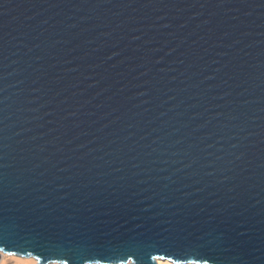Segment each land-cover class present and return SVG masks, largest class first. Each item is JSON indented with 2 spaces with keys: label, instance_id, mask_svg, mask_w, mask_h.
<instances>
[{
  "label": "water",
  "instance_id": "1",
  "mask_svg": "<svg viewBox=\"0 0 264 264\" xmlns=\"http://www.w3.org/2000/svg\"><path fill=\"white\" fill-rule=\"evenodd\" d=\"M0 207L264 264V0H0Z\"/></svg>",
  "mask_w": 264,
  "mask_h": 264
},
{
  "label": "snow or ice",
  "instance_id": "2",
  "mask_svg": "<svg viewBox=\"0 0 264 264\" xmlns=\"http://www.w3.org/2000/svg\"><path fill=\"white\" fill-rule=\"evenodd\" d=\"M39 219L43 221L39 229H31L28 234H25V230L9 233L0 228V264H112L113 260H117L118 264H151L153 261L221 264L216 250L201 242L203 237L193 238L192 234L182 231L174 233L164 228L162 232L152 235V228L135 234L120 233L119 229H113L112 233L89 229L88 233H84L79 231V223L65 229L62 216L49 214L48 219L43 216ZM77 219L75 216L67 217L69 221ZM148 219L154 220L156 217L150 216ZM162 223L171 224L172 221ZM238 235L243 237L246 233L239 232Z\"/></svg>",
  "mask_w": 264,
  "mask_h": 264
},
{
  "label": "bare ground",
  "instance_id": "3",
  "mask_svg": "<svg viewBox=\"0 0 264 264\" xmlns=\"http://www.w3.org/2000/svg\"><path fill=\"white\" fill-rule=\"evenodd\" d=\"M157 264H167L166 261H157Z\"/></svg>",
  "mask_w": 264,
  "mask_h": 264
}]
</instances>
